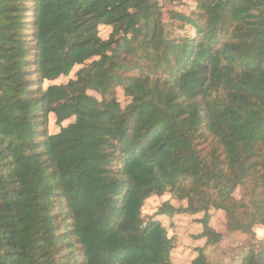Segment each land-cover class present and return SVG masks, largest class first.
Wrapping results in <instances>:
<instances>
[{
  "label": "trees",
  "instance_id": "obj_1",
  "mask_svg": "<svg viewBox=\"0 0 264 264\" xmlns=\"http://www.w3.org/2000/svg\"><path fill=\"white\" fill-rule=\"evenodd\" d=\"M190 1L0 0V264H169L141 219L166 193L187 205L159 214L203 213L190 264L210 210L264 264V0Z\"/></svg>",
  "mask_w": 264,
  "mask_h": 264
},
{
  "label": "rangeland",
  "instance_id": "obj_2",
  "mask_svg": "<svg viewBox=\"0 0 264 264\" xmlns=\"http://www.w3.org/2000/svg\"><path fill=\"white\" fill-rule=\"evenodd\" d=\"M163 8L164 20L166 21V12L174 11L181 14L189 15L195 10V3L190 0H179L176 3H168L166 0H157ZM111 32L110 28L100 30L99 37L107 39ZM180 33V32H179ZM75 67L68 77H60L52 82H45L43 87L50 85H65L70 79L74 78ZM117 99L122 106L126 104L121 90L116 91ZM53 115H49L48 132L55 134L59 131V127L53 123ZM237 200L242 197V189L237 188L233 194ZM163 203H168L174 208L186 207V201H180L166 193L163 196H153L144 202L141 210V219L143 223L149 219L158 221L161 227L165 229L166 235L172 242V251L170 253L169 264H190L198 255L197 250L204 245L205 239L197 240L196 236L202 230L201 220L203 213L196 215H176L167 217L159 214L158 210ZM208 226L221 235L219 242L206 245L203 249L204 255L210 264H239L242 256L247 251V245L250 237L242 232H228L226 228L225 214L221 210H210ZM253 233L256 241H264V226L257 225L253 227Z\"/></svg>",
  "mask_w": 264,
  "mask_h": 264
}]
</instances>
